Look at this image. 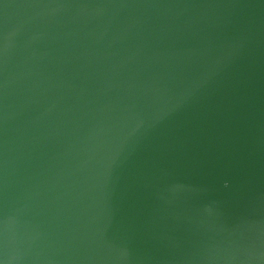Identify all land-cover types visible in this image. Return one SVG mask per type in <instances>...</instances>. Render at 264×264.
I'll return each mask as SVG.
<instances>
[{"label":"water","instance_id":"obj_1","mask_svg":"<svg viewBox=\"0 0 264 264\" xmlns=\"http://www.w3.org/2000/svg\"><path fill=\"white\" fill-rule=\"evenodd\" d=\"M0 264H264V0H0Z\"/></svg>","mask_w":264,"mask_h":264}]
</instances>
